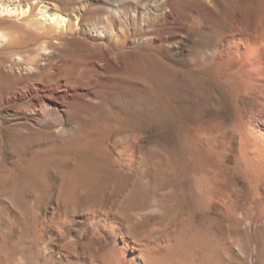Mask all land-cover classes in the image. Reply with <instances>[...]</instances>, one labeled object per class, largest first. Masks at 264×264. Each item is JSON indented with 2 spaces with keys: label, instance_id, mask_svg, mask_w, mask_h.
Here are the masks:
<instances>
[{
  "label": "rangeland",
  "instance_id": "obj_1",
  "mask_svg": "<svg viewBox=\"0 0 264 264\" xmlns=\"http://www.w3.org/2000/svg\"><path fill=\"white\" fill-rule=\"evenodd\" d=\"M179 7L187 26L159 47L167 78L139 73L143 47L134 49L120 73L101 79L95 104L70 106L49 132L13 125L25 109L7 105L12 84L0 80V264H98L107 242L91 217L115 210L156 253L152 264H264V242L235 239L224 206L198 209L193 176L195 158L229 161L221 151L233 122L227 80L264 84V75L242 71L264 65L263 43L258 56L243 59L262 34L264 0H180ZM224 32L228 64L219 80L210 51ZM68 49L62 72L85 62L79 44ZM9 56L0 54V74L24 76L7 69ZM216 188L223 198V183Z\"/></svg>",
  "mask_w": 264,
  "mask_h": 264
},
{
  "label": "bare ground",
  "instance_id": "obj_2",
  "mask_svg": "<svg viewBox=\"0 0 264 264\" xmlns=\"http://www.w3.org/2000/svg\"><path fill=\"white\" fill-rule=\"evenodd\" d=\"M179 3L180 0H0V54L10 55L5 61L9 71L15 68L24 71V76L19 77L0 74V80L12 84L7 105L25 109L22 116L16 111L15 115L20 119L14 120L13 125L45 132L57 128L52 119H61L70 106L95 104L97 89L103 84L101 79L120 73L137 48L143 47V54L135 69L162 82L167 78L162 77V71L167 73L170 65L168 57L164 59L167 54L159 47L169 37H177L187 26L178 16ZM122 4L127 5V9ZM87 15H93L101 22H88ZM261 32L255 44L243 52V59L249 60L260 54L264 25ZM244 35L239 33L238 36ZM229 40L224 32L220 39L222 46L218 43L210 51L211 55L217 56L216 64L209 67L216 66L215 79L226 76L228 53L224 46ZM71 44L80 45L85 62L78 67L72 65L69 72H62L61 64L71 55L68 49ZM145 66L149 67L148 71ZM242 71L261 76L264 65ZM238 81L233 84L227 80L225 83L230 90L233 122L222 138L221 151L229 161L195 158L196 205L198 209L213 202L219 207L224 206L227 212L224 219L235 239L262 243L264 84L259 88L253 83L240 85ZM248 110L258 114L250 116ZM132 152L126 151L124 156L132 158ZM218 162L224 166L219 167ZM116 163L123 165L121 160ZM93 170L88 168V174H93ZM220 182L225 199L217 198L216 186ZM105 212L108 211L91 213V226L95 230L92 231L102 230L107 242L97 263L152 264L156 253L151 254L147 242L137 239L130 216L124 211L115 210L111 215Z\"/></svg>",
  "mask_w": 264,
  "mask_h": 264
}]
</instances>
